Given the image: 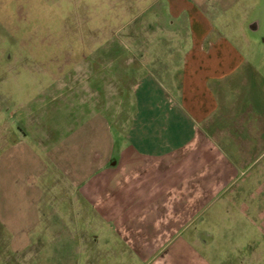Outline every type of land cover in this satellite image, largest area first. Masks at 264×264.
Masks as SVG:
<instances>
[{
    "label": "rangeland",
    "instance_id": "obj_1",
    "mask_svg": "<svg viewBox=\"0 0 264 264\" xmlns=\"http://www.w3.org/2000/svg\"><path fill=\"white\" fill-rule=\"evenodd\" d=\"M124 4L0 0V264H146L119 218L80 197L97 176L91 154L125 136L153 151L177 130L168 122L179 119L188 137L196 116L194 97L180 95L187 81L159 69L176 65L134 60L120 28L132 17L115 14ZM229 21L248 60L231 82L234 104L264 110V0H235ZM230 173L226 187L224 174L213 177L200 218L157 264H264V145ZM196 231L205 241L192 240Z\"/></svg>",
    "mask_w": 264,
    "mask_h": 264
},
{
    "label": "crops",
    "instance_id": "obj_2",
    "mask_svg": "<svg viewBox=\"0 0 264 264\" xmlns=\"http://www.w3.org/2000/svg\"><path fill=\"white\" fill-rule=\"evenodd\" d=\"M118 1L127 6L115 14L132 17L120 28L134 60L156 65L153 69L176 65L159 69L180 85L187 81L179 91L194 97L196 120L188 137L179 119L168 122L164 128L177 130L161 136L153 151L137 136L111 141L107 153L95 149L91 173L97 176L86 177L80 197L114 215V220L118 217L117 228L126 243L136 254L147 255L146 264H157L200 218L208 195L219 186L213 177L224 174L221 184L229 186L234 181L230 171L247 166L264 145V110L253 102L234 104L237 87L233 89L231 82L248 62L225 30L232 27L228 13L235 0ZM246 80L243 76L242 84ZM132 132L130 126L127 133ZM192 235L194 242H202L207 234Z\"/></svg>",
    "mask_w": 264,
    "mask_h": 264
},
{
    "label": "flooded vegetation",
    "instance_id": "obj_3",
    "mask_svg": "<svg viewBox=\"0 0 264 264\" xmlns=\"http://www.w3.org/2000/svg\"><path fill=\"white\" fill-rule=\"evenodd\" d=\"M251 28H252V29H256V28H257L256 23L251 24Z\"/></svg>",
    "mask_w": 264,
    "mask_h": 264
}]
</instances>
